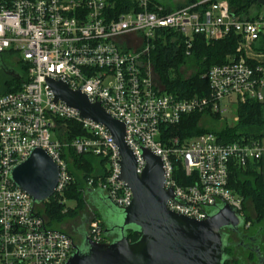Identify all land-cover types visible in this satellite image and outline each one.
<instances>
[{
    "label": "built area",
    "instance_id": "obj_1",
    "mask_svg": "<svg viewBox=\"0 0 264 264\" xmlns=\"http://www.w3.org/2000/svg\"><path fill=\"white\" fill-rule=\"evenodd\" d=\"M130 1L128 10L112 16L109 0H0V62L7 57L26 68L21 88L0 96V264H66L74 252L71 235L49 228L39 212L41 204L34 205L9 178L34 149L58 167L52 197L60 205L75 183L68 149L104 162V177L87 180L85 188L101 191L116 207L130 205L131 192L119 181V154L110 133L54 102L48 81L79 91L89 104L98 103L123 124L137 175L145 167L141 149L161 160L163 188L173 195L167 201L171 213L203 221L213 207L227 205L245 218L240 213L243 200L228 186L229 171L261 161L263 144L225 145L209 133L183 142L163 140L160 128L176 126L189 114L224 119L239 104L264 103V62L252 58L257 55L252 45L264 36V15L242 21L224 0H201L169 13L152 0ZM164 32L177 34L186 50L196 37L209 42L234 32L237 57L203 75L209 87L203 97L172 96L158 87L148 61L154 41ZM65 121L79 125L85 135L67 140ZM88 225V238L103 243L99 222Z\"/></svg>",
    "mask_w": 264,
    "mask_h": 264
},
{
    "label": "water",
    "instance_id": "obj_2",
    "mask_svg": "<svg viewBox=\"0 0 264 264\" xmlns=\"http://www.w3.org/2000/svg\"><path fill=\"white\" fill-rule=\"evenodd\" d=\"M264 6V0H256ZM3 74L13 73L2 68ZM54 102H63L79 112L82 119L100 124L110 133L120 161L119 181L131 192L130 205L116 207L107 202L95 203L103 218L104 238L108 243L92 242L80 237L66 264H223L227 236L223 228L236 230L245 219L227 205L213 207L206 220L197 221L176 215L167 209L172 191L163 188L162 163L150 151L141 149L145 167L135 173L133 155L126 146L124 126L111 119L98 103H88L85 95L71 91L64 83L48 81ZM12 183L25 192L34 205L48 201L58 182V167L40 149H34L9 175ZM126 231L138 232L129 242ZM257 264H264L258 259Z\"/></svg>",
    "mask_w": 264,
    "mask_h": 264
},
{
    "label": "trees",
    "instance_id": "obj_3",
    "mask_svg": "<svg viewBox=\"0 0 264 264\" xmlns=\"http://www.w3.org/2000/svg\"><path fill=\"white\" fill-rule=\"evenodd\" d=\"M224 1L227 2L230 13L242 21H252L260 14L264 15V6L259 5L256 0ZM109 2L113 6L112 16L125 12L132 6L130 0H109ZM152 2L156 5L161 4L157 0H152ZM194 2L195 0H187L185 5H178L175 8L167 7L166 11L169 13L172 9H179ZM253 10L256 11L254 15H252ZM159 36L152 45L153 48L149 53L148 61L153 66V72L157 75L165 93L172 96L176 95L179 98L203 97L206 95L209 87H207L203 75L211 67L226 64L228 58L237 57L236 49L239 37L234 32L221 40L209 42L204 41L202 36L196 37L192 42L193 46L187 50L177 34L164 32ZM252 50L257 55H264V36L259 37L258 41L252 45ZM250 63L256 64L253 61H250ZM14 65L16 70L19 71H13L12 76L1 72L3 75L0 78V96L18 91L22 84L26 82V68L19 63ZM185 65L195 67L194 72L188 78L181 76L178 72L179 68ZM235 114L237 115V121L232 127L224 124L218 130L203 128L201 124L199 125V122L201 123L204 116L216 122L220 117L209 114H189L182 116L176 126H162L160 131L163 140L176 139L177 137L181 142L205 133L214 135L218 143L225 145L233 144V142H261L264 139V103L248 101L245 104H239ZM62 123L66 127L67 140L70 141L85 135L79 125L67 121ZM67 155L71 159L74 170L80 171L82 174V177L76 178L72 187L64 193L66 199L75 202L76 206L73 209L66 208V205H59L51 197L48 202L43 204V216L48 220L49 228L57 229L51 224H60L65 222V219L75 218L88 205L94 211L92 219L99 222L103 232L105 224L95 203L101 205L107 202L108 199L99 190L85 188V182L92 178L104 177V162L93 155H76L70 149H68ZM260 165L261 161L250 162L244 167L234 166L229 171L228 181L229 188L243 200V203L246 201L252 203L256 215L255 221L264 219V180ZM244 219L245 222L248 221L247 218ZM126 232L129 242L137 241L138 232ZM230 263L229 260H226L223 264Z\"/></svg>",
    "mask_w": 264,
    "mask_h": 264
},
{
    "label": "rangeland",
    "instance_id": "obj_4",
    "mask_svg": "<svg viewBox=\"0 0 264 264\" xmlns=\"http://www.w3.org/2000/svg\"><path fill=\"white\" fill-rule=\"evenodd\" d=\"M186 1L187 0H168V3H170V6L171 8H175L176 6L178 5H185L186 4ZM201 0H195L194 3H199ZM193 4V3H191ZM256 11H252V15L255 14ZM261 12V11H260ZM5 68L6 70H8L9 72H13V71H19V70H16V66L14 65V63L10 62L7 57H4L3 58V61L0 62V78H1V75H3V71H2V68ZM151 70L153 71V66L151 65ZM195 70V67H192L190 65H185V66H182L179 68V74L185 78H188L192 75V73L194 72ZM2 72V73H1ZM153 75H154V79L156 81V84L158 85L159 88H162V85L159 83L158 81V77L157 75L154 74L153 72ZM237 109V108H236ZM236 109L235 108H231L227 111V113L225 114V117L224 119H219L218 122L214 121V120H211L207 117L204 116L203 120L201 121V123L199 122V125L201 124V126L203 128H209V129H214V130H218L219 128H221L224 124H226L227 126L229 127H232V125L236 122L234 120L235 117H237V115L235 114L236 113ZM261 143L263 144V147H264V139L261 140ZM69 159V163H70V166H71V173L73 175V177L75 178H80L82 177L81 175V172L80 171H75L73 166H72V162H71V159L70 157H68ZM242 200V199H241ZM54 201L56 203L59 204L58 201H56V199H54ZM46 203V202H45ZM43 204L42 203L40 206H39V212L40 214L43 216ZM93 204V203H92ZM60 205V204H59ZM65 205H66V208H70V209H73L75 208V202L73 201H70V200H65ZM93 208L86 205L83 210H81L79 212V214L75 217V218H72V219H65V222L63 223H60V224H51L53 227L57 228L58 230L62 231V232H66V233H69L71 232V229L72 228H79V226H86V231L88 229V224L91 220H94L92 219L93 218ZM241 214H243V216L245 218H247L248 221H246L245 225L246 227L247 226H252L253 229H257V228H262V232H261V235H260V240L262 242V249L264 248V219L263 220H260V221H255V218H256V215L254 214V211H253V206H252V203L250 201H246L243 203L242 205V208H241V211H240ZM44 220H46V218L43 216ZM47 224H49L48 220H46ZM73 240H74V243L75 244H79L80 241L73 236ZM264 250V249H263ZM231 256L234 258L235 255L234 254H231ZM249 261V259L247 260ZM252 263H254V258L251 260ZM246 264H249V262H245ZM232 264V263H230ZM234 264H237V263H234ZM254 264H257V263H254Z\"/></svg>",
    "mask_w": 264,
    "mask_h": 264
},
{
    "label": "flooded vegetation",
    "instance_id": "obj_5",
    "mask_svg": "<svg viewBox=\"0 0 264 264\" xmlns=\"http://www.w3.org/2000/svg\"><path fill=\"white\" fill-rule=\"evenodd\" d=\"M262 228L253 229L252 226L245 225V222L242 226H239L235 231L229 228H223L222 232L227 236L224 252L225 255L229 258L231 263L237 264H249L258 263L259 260L264 259V248L262 249V242L260 240V235ZM70 234L76 237L80 241V237L84 236L88 238V233L86 231V226H79V228H72ZM111 241V238H104L103 243H108ZM77 245V244H75ZM231 254H234L233 258ZM254 258V263L252 259ZM249 259V261H247Z\"/></svg>",
    "mask_w": 264,
    "mask_h": 264
},
{
    "label": "crops",
    "instance_id": "obj_6",
    "mask_svg": "<svg viewBox=\"0 0 264 264\" xmlns=\"http://www.w3.org/2000/svg\"><path fill=\"white\" fill-rule=\"evenodd\" d=\"M161 4L165 5L166 7L171 8L170 3H168V0H157ZM252 58L257 61V62H264V55H253ZM260 170L262 171V177L264 180V153L262 154V159H261V165H260ZM69 234V233H68ZM71 237L73 238L72 234H70ZM264 246V245H263Z\"/></svg>",
    "mask_w": 264,
    "mask_h": 264
}]
</instances>
